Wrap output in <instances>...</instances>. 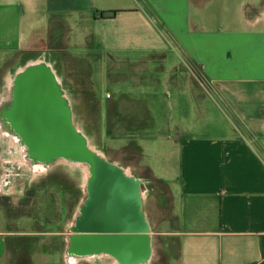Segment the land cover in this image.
I'll list each match as a JSON object with an SVG mask.
<instances>
[{
  "label": "crops",
  "instance_id": "crops-1",
  "mask_svg": "<svg viewBox=\"0 0 264 264\" xmlns=\"http://www.w3.org/2000/svg\"><path fill=\"white\" fill-rule=\"evenodd\" d=\"M15 55L49 70L77 132L75 119L90 113L80 103L94 102L104 134L133 142L165 188L161 208L145 207L137 189L133 225L93 233L104 251L94 259L263 262L264 0H0V63ZM66 59L84 62L78 79L91 99L65 90L53 64ZM36 235L0 231V264H31L37 243L25 237ZM60 235L68 248L81 234L70 223ZM104 236L120 238L117 251ZM127 237L145 244L143 257L128 256Z\"/></svg>",
  "mask_w": 264,
  "mask_h": 264
},
{
  "label": "rangeland",
  "instance_id": "rangeland-1",
  "mask_svg": "<svg viewBox=\"0 0 264 264\" xmlns=\"http://www.w3.org/2000/svg\"><path fill=\"white\" fill-rule=\"evenodd\" d=\"M31 59L34 60L36 57L15 55L5 58L0 63V110L4 109L3 114L7 110L6 102L11 98L10 87L13 84L17 86L19 73H25L37 65V62H32ZM30 63L32 66L28 65ZM83 66L84 62L78 59H66L53 64L59 76L64 75L66 78L63 83L67 84L65 90L72 91L71 97L74 100L78 98L79 101L87 100L90 95L93 97L87 83L83 81L84 84L80 86L78 76L80 73L86 76L87 73L86 70L83 71ZM102 91L104 93V90ZM83 103L80 105L88 108L90 113H82L85 117L75 119V124L88 150L106 164L129 174L136 188L138 190L140 188L145 207L152 202L159 208L166 206L165 188L153 179L149 169L142 162L141 154L133 149L134 143L125 141L119 143L116 136L104 134L103 122L96 104L91 101ZM9 116L10 113L7 114L8 119ZM9 127L12 128V125L9 124ZM21 142L23 139L19 135L2 127L0 119V231L38 234L25 237L28 238L26 240L28 243L34 241L37 243L35 253L33 255L29 253L30 257L32 255V259L29 260L31 264L34 262L53 264L60 259L63 264H110L108 260L90 257L78 259L67 257L65 247L67 239L60 235L68 231L70 223H73V210L77 206L75 202L86 197L87 167L77 162V165H72L66 160L43 170L45 165L41 166L40 163L35 166L27 159V155L19 148ZM117 145L121 146L118 148ZM73 190H77L79 195L76 196ZM21 249L27 255L32 247L26 245L20 248V251Z\"/></svg>",
  "mask_w": 264,
  "mask_h": 264
},
{
  "label": "water",
  "instance_id": "water-1",
  "mask_svg": "<svg viewBox=\"0 0 264 264\" xmlns=\"http://www.w3.org/2000/svg\"><path fill=\"white\" fill-rule=\"evenodd\" d=\"M54 82L52 74L43 66L29 68L17 78L14 104L10 108L9 116L12 126L16 128L15 130H21L23 141L30 147V152L37 157V160L51 161L54 155L90 158L94 164L92 173L97 180L91 210L94 209L97 213L109 211L107 220L109 221L111 217L110 222L115 223H119L120 217L118 219V216L112 213L121 210L124 215H120L121 222L123 220L126 224L121 230H129L130 218L139 206L136 184L126 178L120 169L106 164L87 149L83 137L70 122L68 111L58 97ZM42 144L47 146L49 153L40 158L39 148ZM71 161L74 162L73 159ZM76 162L83 163L80 160ZM109 230L115 231L112 228ZM104 238L107 239V245H110L111 250L115 251V248H118L119 237L104 236ZM98 239L101 241L103 237ZM123 239L126 242L125 249L128 256L145 255L144 243L140 242L134 247L129 237Z\"/></svg>",
  "mask_w": 264,
  "mask_h": 264
},
{
  "label": "flooded vegetation",
  "instance_id": "flooded-vegetation-1",
  "mask_svg": "<svg viewBox=\"0 0 264 264\" xmlns=\"http://www.w3.org/2000/svg\"><path fill=\"white\" fill-rule=\"evenodd\" d=\"M73 126V125H72ZM12 129L16 131L15 127L12 126ZM24 142V141H23ZM25 143V142H24ZM26 144V143H25ZM40 162V160H38ZM72 162V165H77L76 162ZM68 165V164H67ZM71 166V165H70ZM97 180L92 176L91 180H89V184L86 186V197L84 199H80V201H76L75 205L76 208L73 210V229L75 230V233H79L81 235H76V236H69L68 240L73 247V255L75 256L76 259L78 258H94L96 256L102 255L104 251L102 249H97L95 250L92 247L93 240L98 237L97 235H93V233L96 232H108L109 228L111 229H117L118 227L121 228L122 226H126L125 222H121V216L123 215L121 210L115 211L112 213L113 215H117L118 219L120 217L119 223L115 222H110L111 217L109 221L107 220V214H109V211H104V212H94V209L91 210L92 206L88 208V203L90 202L89 200L94 202V195H95V190H96V184ZM108 187L110 186L109 184L107 185ZM75 188H78V185L75 186ZM75 192V195H79L77 190H73ZM138 193V190H137ZM73 197H75L73 195ZM77 200V199H76ZM97 214V215H96ZM103 215L102 217H100ZM105 215V217H104ZM124 216V215H123ZM104 217V221L103 220ZM102 218V219H101ZM117 218V217H115ZM107 222H106V221ZM131 221V220H130ZM133 225V223H129V225ZM128 225V226H129ZM98 229V230H97ZM97 230V231H96ZM103 234V233H101ZM107 253V251L105 252Z\"/></svg>",
  "mask_w": 264,
  "mask_h": 264
},
{
  "label": "bare ground",
  "instance_id": "bare-ground-1",
  "mask_svg": "<svg viewBox=\"0 0 264 264\" xmlns=\"http://www.w3.org/2000/svg\"><path fill=\"white\" fill-rule=\"evenodd\" d=\"M23 62H24V60H23ZM11 89H12V87H11ZM14 93V92H13ZM11 101H12V99H10L9 101H7L6 102V111H5V113L3 114V110L4 109H2L1 108V112H0V119L2 120V127L4 128V129H8L9 128V124H11L12 125V123H11V121H10V119H8L7 118V114H9L10 113V108L13 106L12 105V103H11ZM9 108V109H8ZM7 119V120H6ZM78 122V121H77ZM78 125V124H77ZM77 131V130H76ZM15 133L17 134V135H19L21 138H22V132H21V130H16L15 131ZM91 139V138H90ZM43 142V141H42ZM44 143V142H43ZM18 145V144H17ZM47 146L46 145H43L42 144V147L41 148H39L40 149V158H43V156L44 155H46L47 153H49L48 152V150H47V148H46ZM19 148L20 149H24V153H25V155H27V159H29L30 160V162L31 163H33L35 166H38L40 163H41V166H43L42 164H43V162L40 160V163H39V161L37 160V157L36 156H34V155H32V153L30 152V147L27 145V144H25L24 142H21V143H19ZM88 149V148H87ZM74 157V156H73ZM109 157V156H108ZM68 160V161H71V159H73L74 160V162H76V161H82L83 162V164L87 167V175H86V181H85V187L87 186V184H89V180H91V178H92V176H93V173H92V171H93V168H94V164H93V161L90 159V158H86V157H82V158H78V157H76V158H72V157H70V156H62V155H54V156H52V159H51V161H50V159H47V161L45 162L46 163V165L47 164H49V165H45L44 166V168H43V170L44 169H46L47 167H49L50 165H52L53 163H55V161H57V160ZM102 160V159H101ZM111 160V159H110ZM49 162V163H48ZM79 164V163H78ZM2 167V166H1ZM54 168V167H53ZM66 168V167H65ZM124 174H126V176H127V173L126 172H124ZM39 177H41V175L39 176ZM78 178H80V177H78ZM34 179V178H33ZM132 180V179H131ZM151 187V186H150ZM152 188V187H151ZM149 199V198H148ZM90 202L88 203V208H90L91 206H92V203H93V201H91V200H89ZM92 202V203H91ZM152 211V210H151ZM99 237H96L94 240H93V245H92V247L95 249V250H97V249H102V246H101V244H103V242H101L99 239H98ZM68 243H69V246H68V248H67V257H71V258H73V259H76L75 258V256L73 255V247L71 246V244H70V242H69V240H68ZM107 252H109L108 253V255H112V257L114 256V254L110 251V249H108V251ZM104 254V253H103ZM100 257L102 256V255H99ZM99 256H96V257H99ZM70 259V258H69Z\"/></svg>",
  "mask_w": 264,
  "mask_h": 264
},
{
  "label": "trees",
  "instance_id": "trees-1",
  "mask_svg": "<svg viewBox=\"0 0 264 264\" xmlns=\"http://www.w3.org/2000/svg\"><path fill=\"white\" fill-rule=\"evenodd\" d=\"M262 245H263V259H264V238L262 239ZM261 264H264V260Z\"/></svg>",
  "mask_w": 264,
  "mask_h": 264
},
{
  "label": "built area",
  "instance_id": "built-area-1",
  "mask_svg": "<svg viewBox=\"0 0 264 264\" xmlns=\"http://www.w3.org/2000/svg\"><path fill=\"white\" fill-rule=\"evenodd\" d=\"M108 97V96H107Z\"/></svg>",
  "mask_w": 264,
  "mask_h": 264
}]
</instances>
